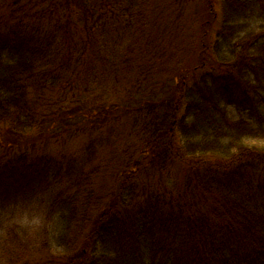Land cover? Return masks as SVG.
I'll use <instances>...</instances> for the list:
<instances>
[{
    "label": "trees",
    "instance_id": "obj_1",
    "mask_svg": "<svg viewBox=\"0 0 264 264\" xmlns=\"http://www.w3.org/2000/svg\"><path fill=\"white\" fill-rule=\"evenodd\" d=\"M200 1L203 61L159 86L189 0H0V264H264V0Z\"/></svg>",
    "mask_w": 264,
    "mask_h": 264
},
{
    "label": "rangeland",
    "instance_id": "obj_2",
    "mask_svg": "<svg viewBox=\"0 0 264 264\" xmlns=\"http://www.w3.org/2000/svg\"><path fill=\"white\" fill-rule=\"evenodd\" d=\"M201 1L200 0H189V2L187 3L186 6V10L185 13L181 14L182 18H186V22L188 20L187 23H185L184 25L186 26L185 28V32L187 35H189L191 37V41L188 43L182 42L181 47L179 48V50L176 53H173L170 60L166 61L165 63V68L166 70H171V74L168 72L167 74L170 76L168 77V80L165 79L163 82H161L160 80H158V78H155V80L158 82L156 83L157 85L161 86L160 84H165L167 85V81H169L170 84L172 85H176L178 84V81L175 80V69L178 71H185V69H180L177 62L180 59H187L190 57L189 60V64L188 67H193L195 65H198L199 63V58L200 61H203V57L200 56V51L205 48L208 45V41H210V37H211V33L215 31V29L218 27V19L216 20V22H214L211 26L208 25L209 23H207L208 20H210V18H208V14L207 15H203L202 11H201ZM196 16V19L194 18ZM208 35L207 36V40L205 38H202L205 43L202 46V44H200L197 40V36L199 39V36L201 37V35ZM195 37V40H194ZM206 45V46H205ZM131 59V64L134 65V59L132 58V56L130 57ZM142 61H139L138 63H141ZM144 62H147L144 59ZM210 62L207 63V65H209ZM205 70V72L211 73V71H213L212 67H207L203 70H201L202 72ZM128 70L126 71V74L129 73ZM164 77H166V75H163ZM127 77H129L127 75ZM163 84V85H164ZM115 91V96H114V92H112L110 90V88L108 87V83H105L103 85V92L104 94L112 100L113 104L112 106H105V113L104 115H102L101 117L97 118L98 119V123L100 124L102 121L105 120H109L111 117L113 116H118V117H122L125 118V121L127 122L128 118H131V111L132 108L134 107V102L136 100V97L138 96V91L139 89H133V88H124L123 90L120 87V84L115 83L114 86L112 87ZM116 88V89H115ZM153 88H147L146 93L145 94H152L153 96H155V92L152 91ZM165 93H168L170 91V89H164ZM88 94V92H87ZM60 93L54 94L52 95V98L55 97L56 99L58 98L57 96H59ZM161 96H155V100L159 101ZM124 99V100H122ZM114 100H117L116 102H114ZM87 104V102H84L83 99L82 101L78 102V105L80 106L81 103ZM94 103H96V101H93ZM97 104H100L99 102H97ZM101 105V104H100ZM102 107V105H101ZM102 120V121H101ZM79 121V120H78ZM77 121V122H78ZM80 121H82V119H80ZM79 121V122H80ZM125 123V122H124ZM123 123V124H124ZM83 127L80 130L79 126V131L77 132H73V133H77V135L74 138H66L65 136L57 141H50L51 137L48 138V142H47V150L45 153H52L53 155H56L55 153H58L57 151H64V150H68V152L71 153H78L82 142H84L87 138L91 137L92 135H94L95 132H98L96 126H94L93 124H90L88 122H83ZM121 124V125H123ZM108 124H103V126H107ZM1 141V140H0ZM248 144L250 146H262L261 143L258 142H248ZM37 152H34L33 154H36ZM59 153H66V151L64 152H59ZM50 155V154H49ZM36 214L35 212H33V210H29L27 211V214H24V219L22 220V227H24V231L26 233H35L36 231H38L39 229H41V223L39 221V217H35ZM40 240L41 237H39ZM31 250H36V249H28L26 251V253L23 255L24 260L26 259L27 255H30ZM34 257L33 260L35 261V263L37 264L42 258L45 257L46 253H43L41 255H38L39 252L33 253ZM30 259V258H29Z\"/></svg>",
    "mask_w": 264,
    "mask_h": 264
}]
</instances>
